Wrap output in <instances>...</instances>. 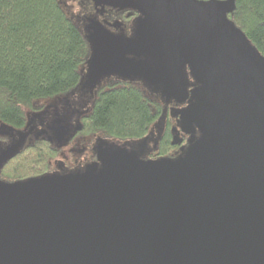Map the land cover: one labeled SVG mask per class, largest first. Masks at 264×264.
Masks as SVG:
<instances>
[{"label": "water", "instance_id": "95a60500", "mask_svg": "<svg viewBox=\"0 0 264 264\" xmlns=\"http://www.w3.org/2000/svg\"><path fill=\"white\" fill-rule=\"evenodd\" d=\"M126 5L134 35L93 23L80 82L140 79L187 101L176 114L190 145L142 158L103 143L99 167L0 178V264H264V56L228 17L235 0ZM26 124L0 130L15 134L0 171L35 132Z\"/></svg>", "mask_w": 264, "mask_h": 264}, {"label": "trees", "instance_id": "16d2710c", "mask_svg": "<svg viewBox=\"0 0 264 264\" xmlns=\"http://www.w3.org/2000/svg\"><path fill=\"white\" fill-rule=\"evenodd\" d=\"M228 17L264 56V0H235ZM89 53L82 24L65 0H0V125L21 129L28 121L42 120L34 114L44 108L43 101L79 87ZM163 106L141 86L110 78L80 114L76 137L140 139L161 117ZM170 149L166 128L154 158L171 157ZM59 151L44 137L28 142L4 163L0 178L25 180L49 173Z\"/></svg>", "mask_w": 264, "mask_h": 264}, {"label": "flooded vegetation", "instance_id": "af4514ba", "mask_svg": "<svg viewBox=\"0 0 264 264\" xmlns=\"http://www.w3.org/2000/svg\"><path fill=\"white\" fill-rule=\"evenodd\" d=\"M69 8L74 12L76 19L82 24L85 34L93 33V23H99L101 27L110 31L115 35H123L124 37H132L134 35L136 21L140 17V13L132 9L130 7H126L128 1L134 0H118L115 6H111L105 3V0H65ZM91 25V26H88ZM190 83L193 82L191 77H188ZM125 81L137 84L141 87H145L147 90H150L152 93L160 94V90L157 88L150 86L140 79H123ZM87 86V85H86ZM193 86V85H192ZM192 86H188V89ZM88 87V86H87ZM187 104V101L181 104L175 103L171 100L168 103H164L162 112L164 113V121H162L161 125H155L157 127V131L154 133L153 130L150 129L148 134L140 139L135 140H124L122 143H115L116 141L113 139H107L100 136H95L92 140V145L88 147L89 155L86 158L77 159L74 156V153L77 151L78 147H73L77 145L76 139V128L74 126V130L72 128L69 129L70 132L66 135H69L70 142L68 143L69 150L67 151V155L63 159H59L55 157L52 161V169L53 173H66L70 171H83L88 164L95 163L98 167L101 165L100 161L96 159V152L98 149V145L106 143L108 148H116L119 146H124L128 150H132L136 153L138 157L142 158H154L155 151L158 148V140L165 132L166 128L170 134V142H171V157L175 158L180 155H183L186 151L187 147L190 145L189 137L190 134L186 133L181 129V123L176 114V109L183 107ZM165 108V109H164ZM160 119V118H159ZM158 119V120H159ZM157 120V121H158ZM41 120H37L33 122H40ZM153 127V128H154ZM36 132V131H35ZM31 132L30 136H33ZM43 134L40 137L49 138L51 136L48 132H42ZM195 137L199 135L198 130L196 129ZM29 136V137H30ZM78 138V137H76ZM96 139V140H95ZM32 140H28L27 143ZM53 143V140L51 139ZM59 142V140L57 141ZM150 142V143H149ZM59 144V143H58ZM63 151V150H61ZM59 151V154L60 152ZM76 152L75 154H77ZM68 155H71L68 158Z\"/></svg>", "mask_w": 264, "mask_h": 264}, {"label": "rangeland", "instance_id": "374dc122", "mask_svg": "<svg viewBox=\"0 0 264 264\" xmlns=\"http://www.w3.org/2000/svg\"><path fill=\"white\" fill-rule=\"evenodd\" d=\"M66 13L71 16L70 10L66 9ZM110 78H116V79L122 80V78L118 77L117 75H110V76L104 77L98 82L96 88L93 90L87 87L86 84H84V81L82 80L80 82L79 87L75 89L74 91H72L71 93L67 94L66 96H58V97L43 101L45 103L44 108L40 112L34 114V115H39L38 117H41L42 120L38 123H35L33 130L36 132L33 133L32 137L29 135L30 137H28V140L33 141L39 138L43 134L42 132H48V134L51 136V139L53 140V144L58 146L60 148V151L63 150L57 156L59 159H63L67 155L66 153L69 150L68 143L70 142V139H69L70 134L66 137L68 132L71 131V130L69 131V129L72 128L74 130L75 129L74 126L75 125L78 126L79 116L83 112L87 111L89 107L91 106L93 97L96 93V89L102 83H104L106 80ZM142 88L147 94L157 95L162 101L160 94L152 93L150 90H147L145 87H142ZM163 105H164V102H163ZM164 116L165 115L162 112L160 119L156 121L151 127V130H153L154 133L157 131L158 125H161L162 121H164ZM27 123H29V125L31 126L33 125L32 121H31V124H30V121H28ZM27 125L28 124H26L21 129H13V130L14 131L22 130ZM155 125H157V127H154ZM7 129H8V126L6 125H2L0 127V130H7ZM7 133L8 134L1 135V132H0V137L1 136L4 137L3 139H0V141L3 142V145H7L15 138L14 133L12 134L11 132L10 133L7 132ZM94 138H95V135L91 137L87 136V137H82V138L81 137L76 138V136L74 137V140L76 139L77 145L73 147L75 148L78 147L76 151L78 153L77 154H75L76 152L74 153V156L77 159L86 158L89 155L88 147L92 145L91 143H93L92 140ZM58 140L59 142H57ZM32 141H29V142H32ZM115 141H116L115 143H118V144L123 142L121 140H115ZM70 157L71 155H68V158Z\"/></svg>", "mask_w": 264, "mask_h": 264}]
</instances>
